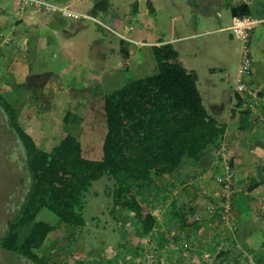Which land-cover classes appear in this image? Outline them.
<instances>
[{"label":"crops","instance_id":"crops-1","mask_svg":"<svg viewBox=\"0 0 264 264\" xmlns=\"http://www.w3.org/2000/svg\"><path fill=\"white\" fill-rule=\"evenodd\" d=\"M46 1L79 18L59 12H34L32 6L18 7L14 0H0V92L23 94L19 122L37 146L60 138L59 125L67 112L84 117L81 111L88 109L91 120L89 107L129 83L128 73L155 75L152 48L173 41L161 39L154 0H128L126 5L122 0H115L114 5L111 0ZM169 3L176 9L175 1ZM213 3L219 6V0ZM241 3L248 6L250 16H264L261 0H227L226 9ZM83 20L94 25H86ZM193 24L187 26L191 32ZM106 30L117 37L114 47L103 37ZM197 35L191 33L185 38ZM4 37L8 43H4ZM214 44L219 45V41ZM196 50L191 42L187 65L180 56L178 59L187 71L197 75L193 64L199 55ZM113 58L116 66L112 65ZM208 70L213 72L215 68ZM246 81L259 97L264 96V64L252 63ZM207 88L215 89L213 80H207ZM208 94L213 100L218 98ZM213 100L209 110L205 109L225 126L223 138L199 160L165 177L161 193L166 203L153 206L155 227L152 234L141 238L143 247L135 248V264L141 263L147 245L155 248L156 264H249V260L264 264V211L260 200L264 196V124L256 118L264 112V106L257 100L254 110L247 109L233 97V90L226 105L223 99ZM86 130L76 129L79 141ZM227 166L232 173L233 196L224 223L209 216L206 208L220 203L216 179L225 174Z\"/></svg>","mask_w":264,"mask_h":264},{"label":"trees","instance_id":"trees-1","mask_svg":"<svg viewBox=\"0 0 264 264\" xmlns=\"http://www.w3.org/2000/svg\"><path fill=\"white\" fill-rule=\"evenodd\" d=\"M229 11L232 17L251 15L242 3ZM152 50L155 75L130 81L97 100L89 107L91 120L67 112L59 125L60 140L49 151L38 147L20 125L23 94L0 92L12 147L24 154L28 177L23 201L6 222L2 250L31 264H51L44 257L48 238L57 231L50 217L75 233L83 228L85 194L104 176L112 182V212L129 213L140 238L152 234L155 220L149 203L158 202L164 188L158 181L199 160L225 133V126L203 105L196 73L182 66L174 47L167 43ZM86 127L100 131L99 159L82 155L75 131ZM6 150L4 156L11 158V148Z\"/></svg>","mask_w":264,"mask_h":264},{"label":"rangeland","instance_id":"rangeland-1","mask_svg":"<svg viewBox=\"0 0 264 264\" xmlns=\"http://www.w3.org/2000/svg\"><path fill=\"white\" fill-rule=\"evenodd\" d=\"M111 1L114 5L115 0ZM171 1H175L176 9L172 6V3H169V0H154L153 5L151 4L156 12L155 19L161 39L173 40L171 45L178 52V58L180 56L185 65H187L189 59L187 58L189 45L191 42L194 43L199 54L193 60L198 78L197 88L205 108L209 110V103L213 100L210 98L208 91L218 96L213 101L221 102L223 99L226 105V99L232 95L234 88L240 49L238 38L233 36L227 29L230 25V13L226 9L227 0H219V6L214 4L213 0ZM230 2L232 4V1ZM15 3L17 2L15 1ZM127 3L128 0L121 1V4L126 5ZM208 11V15L203 14V12ZM217 13L219 16H217ZM81 22L86 25L89 23L94 25V22L91 21L83 20ZM192 22H197L195 23L197 25L195 26ZM190 23L193 24V32L187 28ZM218 29L219 31H217ZM207 31L209 33H206ZM191 33L198 35L192 39L185 38ZM106 35L103 36L106 38V43H112L114 47L117 37L107 30ZM178 38L180 39L176 40ZM3 41L4 43L9 42L6 37L3 38ZM216 41H219V45L214 44ZM251 43L253 63L264 64V26L255 31ZM107 48L109 49V47ZM116 62L113 58L112 65L116 66ZM209 68H215V71L211 72L208 70ZM128 74L129 81L146 76L144 73ZM209 79L214 81L215 89L209 90L207 88V80ZM87 110L81 111L84 117ZM86 117L88 120L90 119L89 114ZM50 124L56 123L51 121ZM84 133L79 141L83 157L99 159L101 156L99 130L93 131L88 128ZM10 134L11 131L6 127L5 118L0 110V239L4 233L7 220L16 212L28 190L27 170L23 161L24 154L15 148V150L13 149L14 138ZM58 139L60 140L59 137ZM58 139L55 138V142L47 141L46 144H40L38 147L49 151L57 145ZM10 148L12 155L11 158H7L4 156V152ZM158 182L164 184L165 179ZM161 192L158 193V202L150 200L149 205L151 208L157 206L158 203V205H165L164 195ZM111 193L112 182L106 176L91 184L84 198L83 218L85 225L76 233L70 228L60 227L58 221L50 217L53 219L52 223L57 226V231L52 233L47 241L48 247L44 257L49 263L135 264L134 250L136 247L139 248L144 245L142 243L143 239L138 235L139 226L135 225L131 215L123 209V211L112 212L113 200ZM146 248V250L152 249L153 251L144 249L146 254L141 257L138 255L141 258L139 259L140 264H156L155 248L150 245H147ZM88 253H91V255L89 256ZM137 253L139 254V252ZM0 264L31 263L11 255L0 247Z\"/></svg>","mask_w":264,"mask_h":264},{"label":"built area","instance_id":"built-area-1","mask_svg":"<svg viewBox=\"0 0 264 264\" xmlns=\"http://www.w3.org/2000/svg\"><path fill=\"white\" fill-rule=\"evenodd\" d=\"M14 1L17 2L18 7L32 6L34 12H59L66 17L79 18V16L48 3L46 0ZM261 3L264 6V0H261ZM261 26H264V16H236L231 18V25L228 28L231 34L237 37L240 42L239 64L234 78L233 97L249 110L255 109L257 100L264 106V96L259 97L258 92L253 90L246 81L251 75L253 63L251 55V34L256 28ZM256 118L264 124V112H260ZM222 151H224V148H222ZM216 182L220 186V203L216 206H207L206 212L209 216L217 217V219L225 223L228 221L231 212L233 196V180L229 166H227L223 176L217 177ZM260 200L263 204L262 209L264 211V196ZM262 227L264 229V215L262 216ZM248 262L249 264H253L252 260Z\"/></svg>","mask_w":264,"mask_h":264}]
</instances>
